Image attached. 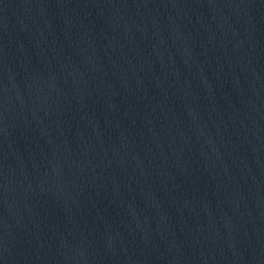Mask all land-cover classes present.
I'll return each mask as SVG.
<instances>
[{
	"label": "water",
	"instance_id": "water-1",
	"mask_svg": "<svg viewBox=\"0 0 264 264\" xmlns=\"http://www.w3.org/2000/svg\"><path fill=\"white\" fill-rule=\"evenodd\" d=\"M0 264H264V0H0Z\"/></svg>",
	"mask_w": 264,
	"mask_h": 264
}]
</instances>
